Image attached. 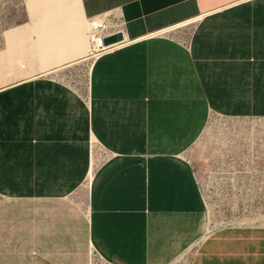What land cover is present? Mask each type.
<instances>
[{"label": "crops", "instance_id": "1", "mask_svg": "<svg viewBox=\"0 0 264 264\" xmlns=\"http://www.w3.org/2000/svg\"><path fill=\"white\" fill-rule=\"evenodd\" d=\"M79 2L85 19L122 20L123 41L91 64L87 99L44 75L0 85V264H90L92 248L111 264L168 263L208 224L191 152L209 115L264 117V0ZM189 264H264V225L212 231Z\"/></svg>", "mask_w": 264, "mask_h": 264}, {"label": "rangeland", "instance_id": "2", "mask_svg": "<svg viewBox=\"0 0 264 264\" xmlns=\"http://www.w3.org/2000/svg\"><path fill=\"white\" fill-rule=\"evenodd\" d=\"M90 63L88 30L79 0H0V85L44 75L85 95ZM252 130L251 143L236 144L223 143L219 136L225 132L217 129L203 135L191 152L209 227L234 228L239 227L233 226L235 221L264 220V137L258 138L264 127ZM97 152L92 145L94 170ZM233 155L246 158L248 173L239 174L241 165L231 161ZM89 185L86 178L83 188ZM196 245L182 249L166 264H189ZM90 264L111 263L92 248Z\"/></svg>", "mask_w": 264, "mask_h": 264}, {"label": "built area", "instance_id": "3", "mask_svg": "<svg viewBox=\"0 0 264 264\" xmlns=\"http://www.w3.org/2000/svg\"><path fill=\"white\" fill-rule=\"evenodd\" d=\"M85 21L89 36V53L91 55V63H90V68H91V64L97 57H99L102 53L112 50L117 44L123 41L122 40L107 45L104 44V39L106 37H109L117 33H121L123 35L122 30L124 28V22L119 19H114L108 14L88 17L85 19ZM90 68H89V72H90ZM89 72H88V76H89ZM87 93H88V88H87ZM87 93L84 96L86 99H87ZM262 127H264V117H257V116L239 117V116H226L218 113H211L207 119L203 135H208V136L212 135L217 131V129H219L221 132H225L224 136H219L220 139H223L222 141L223 143H227V142L236 143V144L241 142L250 143L253 141V139H248L251 138V134L253 135L254 133V130L252 129L262 128ZM247 130L250 131L249 134ZM203 135L202 137H204ZM262 137H264V133L261 132L258 135V138L261 139ZM230 138H232L231 141L229 140ZM245 159H246L245 157L239 155L238 157L233 155L231 159V161L236 160V162L241 165V168L238 170L240 175H243L247 172V166H245V162H246ZM252 159L253 156L251 155L250 161ZM90 258H91V253H90Z\"/></svg>", "mask_w": 264, "mask_h": 264}, {"label": "bare ground", "instance_id": "4", "mask_svg": "<svg viewBox=\"0 0 264 264\" xmlns=\"http://www.w3.org/2000/svg\"><path fill=\"white\" fill-rule=\"evenodd\" d=\"M160 39H161V38H160ZM163 39H164V38H163ZM153 40L155 41V39H153ZM150 42H151V41H150ZM144 43H145V42H144ZM152 43H154V42L152 41ZM143 45H144V44H143ZM143 45H142V46H143ZM148 45H149V44H148ZM157 45H159V44H157ZM169 45H170V44H169ZM149 46H151V45H149ZM154 46H155V45H153V47H154ZM116 47H117V46H116ZM144 47H145V46H144ZM144 47H143V48H144ZM147 47H148V46H147ZM155 48H156L157 50H159L156 46H155ZM171 48H172V46H171ZM151 49H152V48H151ZM175 50H176V49H175ZM175 50H174V51H175ZM176 51H177V50H176ZM168 52L170 53V52H172V51H168ZM128 53H129V52H128ZM106 54H107V53H106ZM129 54H130V53H129ZM159 55H160V54H159ZM175 55H176V53H175ZM177 55H178V54H177ZM169 56H171V55H169ZM181 56H182V55H180V56H178V57H181ZM124 57H125V56H124ZM148 57H149V56H148ZM152 58H153V57H152ZM175 58H176V57H175ZM182 58H183V57H182ZM97 59H98V58H97ZM102 59H103V58H102ZM114 59H115V57H114ZM110 60H111V59H110ZM138 60H139V59H138ZM176 60H178V58H176ZM95 61H96V60H95ZM139 61H140V60H139ZM144 61H145V60H144ZM149 61H150V63H151V61H154V60H149ZM179 61H181V60L179 59ZM111 62H112V61H111ZM111 62H109V63H111ZM182 62H183V61H182ZM182 62H181V63H182ZM98 63H99V62H98ZM98 63H95V64H98ZM109 63H107V64H109ZM114 63H116V62H114ZM99 64H100V63H99ZM153 64H154V63H153ZM155 64H156V63H155ZM160 64H161V63H160ZM163 64H164V63H163ZM100 65L102 66V64H100ZM100 65H97V66L100 67ZM157 65H158V64H157ZM95 66H96V65H95ZM95 66H94V67H95ZM111 66H115V65H114V64H113V65L111 64ZM148 66H150V65H148ZM153 67H154V66H153ZM109 68H110V67H109ZM150 68H151V67H150ZM170 68H171V67H170ZM57 69H58V68H57ZM110 69H111V68H110ZM165 69H166V68H165ZM180 69H181V68H180ZM181 70H182V73H183V69H181ZM181 70H180V73H181ZM92 71H93V70H92ZM48 72H49V71H48ZM153 72H154V71H153ZM147 74H149V73L147 72ZM177 74H178V73H177ZM178 75H180V74H178ZM186 75H187V74H186ZM99 76H100V75H99ZM99 76H98V77H99ZM105 76H106V74H105ZM149 76H151V75H149ZM167 76H168V75H167ZM113 77H116V76H113ZM102 78H103V77H102ZM106 78H107V77H106ZM179 78H180V77H179ZM187 78H188V77H187ZM45 79H46V78H45ZM99 79H100V78H99ZM109 79H110V78H109ZM148 79H150V78H148ZM148 79H147V80H148ZM51 80H53V79H51ZM184 80L186 81V79L183 78L182 82H183ZM100 81H101V80H100ZM103 81H104V80H103ZM103 81H102V82H103ZM150 81H151V79H150ZM185 81H184V82H185ZM105 82H106V81H105ZM151 82H152V81H151ZM149 83H150V82H149ZM97 84H98V83H97ZM102 84H103V83H102ZM186 84H187V83H186ZM98 85H99V84H98ZM104 85H105V84H104ZM107 85H110V84L108 83ZM107 85H105V86L107 87ZM175 85H176V84H175ZM175 85H174V86H175ZM189 85H191V83H190ZM100 86H101V85H100ZM176 86H178V85H176ZM176 86H175V87H176ZM181 86H182V85H181ZM188 87H189V86H188ZM172 88H174V87H171V88H169V89L172 90ZM190 88H191V87H190ZM175 89H177V88H175ZM97 90L99 91V89H97ZM191 90H192V89H191ZM191 90H190V91H191ZM107 91H108V90H107ZM167 91H168V90H167ZM169 91H170V90H169ZM185 92L188 94L187 91H185ZM154 93H155V90H154ZM174 93H175V92H174ZM182 93L184 94V92H182ZM186 93H185V94H186ZM157 94H159V93H157ZM175 94H176V93H175ZM190 94H191V92H190ZM149 95H151V94H149ZM164 95H165V94H164ZM178 95H179V94H178ZM154 96H155V95H154ZM156 96H157V95H156ZM161 96H162V94H161ZM172 96H175V95L172 94ZM182 96H183V95H182ZM182 96H181V97H182ZM168 97H169V96H168ZM170 97H171V96H170ZM181 97H180V98H181ZM185 97H186V96H185ZM153 98H154V97H153ZM177 98H178V97H177ZM187 98H188V96H187ZM187 98H186V99H187ZM191 98H193V97H191ZM151 99H152V98H151ZM181 99H182V98H181ZM100 100H101V99H100ZM152 100H153V99H152ZM108 101H109V100H108ZM157 101H158V100H157ZM173 101H174V100H173ZM179 101H180V99H179ZM101 102H102V101H101ZM151 102H152V101H151ZM151 102H150V103H151ZM158 102H159V101H158ZM161 102H162V101H161ZM188 102H189V104H191L190 101H188ZM88 103H89V102H88ZM103 103H104V102H103ZM107 103H108V102H107ZM162 103H164V102H162ZM165 103H166V102H165ZM167 103H168V102H167ZM176 103H177V102H176ZM180 103H181V101H180ZM180 103H178V105H179ZM185 103H187V102H185ZM185 103H184V104H185ZM91 104H92V103H91ZM104 104H105V103H104ZM112 104H113V103H112ZM184 104H183V106H184ZM187 104H188V103H187ZM189 104H188V106L191 107ZM107 105H108V104H107ZM164 105H165V104H164ZM104 106H106V105H104ZM108 106H109V105H108ZM150 106H151V105H150ZM162 106H163V105H162ZM167 106H168V105H167ZM167 106H166V107H167ZM170 106H171V105H169L168 107H170ZM174 106H175V105H174ZM180 106H182V105L180 104ZM188 106H187V107H188ZM98 107H100V105H99ZM111 107H112V106H111ZM163 107L165 108V106H163ZM175 107H176V106H175ZM175 107H174V108H175ZM100 108H101V107H100ZM100 108H99V110H100ZM105 108H106V110H107V106H106ZM108 108H109V107H108ZM114 108H115V107H114ZM164 108H161V110L163 111ZM176 108H177V107H176ZM102 109H103V106H102ZM112 109H113V108H112ZM151 109H152V108H151ZM156 109H157V108H156ZM178 109L180 110V108H178ZM182 109H183V108H181V110H182ZM103 110H104V109H103ZM108 110H109V109H108ZM181 110H180V112H181ZM109 111H110V110H109ZM109 111H108L107 113H109ZM149 111H150V109H149ZM168 111H169V110H168ZM174 111H175V110H174ZM183 111H184V110H183ZM100 112H101V111H99V113H100ZM104 112H105V110H104ZM113 112H114V110H113ZM115 112H117V111H115ZM118 112H120V111H118ZM118 112H117V113H118ZM154 112H155V111H153V114H154ZM157 112H159V111L157 110ZM165 112H167V111H165ZM169 112H170V111H169ZM180 112H179V114H178L179 117H180V114H183V113H180ZM163 113H164V111H163ZM174 113H176V111H175ZM112 114H113V113H112ZM127 114H128V113H127ZM131 114H132V113H131ZM159 114H160V113H159ZM165 114L167 115V117L169 116L167 113H165ZM165 114H164V115H165ZM118 115H119V114H118ZM118 115L116 114V116H118ZM132 115H133V114H132ZM149 115H151V114H149ZM160 115H161V114H160ZM185 115H186V114H185ZM191 115H192V114H191ZM193 115H194V114H193ZM99 116H100V115H99ZM106 116H107V115H106ZM112 116H113V115H112ZM114 116H115V115H114ZM129 116H130V114H129ZM133 116H134V115H133ZM154 116H156V115H154ZM173 116H174V115H173ZM134 117H135V116H134ZM157 117H158V116H157ZM160 117H161V116H160ZM160 117H158V118H159L158 120H160ZM164 117L166 118V116H163V115H162V118H161V119H163ZM179 117H178V118H179ZM194 117H195V116H193V118H194ZM196 117H197V116H196ZM152 118H153V117H152ZM178 118H176V120H177ZM204 118H205V117H204ZM99 119H101V118H99ZM99 119H98V120H99ZM102 119H104V117H103ZM130 119H132V117H131ZM133 119L136 120L135 118H133ZM155 119H156V117H155ZM166 119H167V118H166ZM166 119H164L165 122H166ZM180 119H181V118H180ZM180 119H178V121H180ZM106 120H107V118H106ZM114 120H115V118H114ZM117 120H118V119H117ZM134 120H133V121H134ZM150 120H151V119H150ZM182 120H183V119H182ZM182 120H181V123L183 122ZM184 120H185V119H184ZM186 120H188V117L186 118ZM205 120H206V119H205ZM101 121H103V120H100V122H101ZM112 121H113V119H112ZM123 121H125V120H123ZM131 121H132V120H131ZM136 121H137V120H136ZM136 121H135V122H136ZM114 122H116V120H115ZM114 122H113V123H114ZM118 122H119V121H118ZM128 122H129V119H128ZM157 122H158V121H157ZM162 122H164V121H162ZM167 122H168V121H167ZM203 122H204V120H203ZM205 122H206V121H205ZM107 123H108V120H107ZM107 123H106V124H107ZM110 123H111V122H110ZM125 123L128 124L127 122H125ZM125 123L122 122V124H124V126H125ZM132 123H133V122H132ZM169 123H170V122H169ZM169 123H168V125H169ZM173 123H174V122H173ZM190 123H191V122H190ZM195 123H196V121H195ZM104 124H105V123H104ZM118 124H119V123H116V126H117ZM129 124H130V123H129ZM133 124H134V123H133ZM150 124H153V123H150ZM158 124H160V123H158ZM185 124H187V122H186ZM192 124H193V123H191L190 126H191ZM202 124H203V123H202ZM139 125H140V124H139ZM161 125H163V124H161ZM161 125H159V128H160ZM106 126H107V125H106ZM134 126H135V125H134ZM134 126H133V127H134ZM151 126H152V125H151ZM157 126H158V125H157ZM169 126H170V125H169ZM177 126H178L177 129H178L179 126H180V124L177 125ZM185 126H186V125H184V127H183L184 129H183V130H185ZM203 126H204V125H203ZM118 127H119V126H117L116 128L118 129ZM149 127H150V126H149ZM153 127H154V126H153ZM101 128H102V127H101ZM106 128H107V127H106ZM113 128H114V127H111V129H113ZM123 128H124V129H125V128L127 129L128 127L125 126V127H123ZM139 128H140V126H139ZM162 128H163V127H162ZM168 128H169V127H168ZM107 129H109V128H107ZM121 129H122V128H121ZM134 129H135V128H134ZM134 129H132V130H134ZM143 129H144V128H143ZM156 129H157V128H156ZM170 129H171V128H170ZM172 129H173V128H172ZM177 129H176V130H177ZM115 130H116V129H115ZM115 130H114V131H115ZM118 130H119V129H118ZM137 130H141V129H137ZM137 130H136V131H137ZM153 130H154V129H153ZM173 130H174V129H173ZM179 130H180V129H179ZM189 130H190V129H189ZM129 131H130V130H129ZM144 131H145V130H144ZM144 131L142 130V133H143ZM149 131H150V130H149ZM168 131H170V130H168ZM171 131H172V130H171ZM190 131H191V130H190ZM116 132H117V130H116ZM133 132H134V131H133ZM156 132L158 133V129H157ZM156 132H154V133H156ZM184 132H185V131H184ZM118 133H119V132H117L116 134H118ZM136 133H138V132H136ZM189 133H190V132H189ZM122 134H123V133H122ZM126 134H127V133H126ZM140 134H141V133H140ZM158 134H159V133H158ZM167 134H168V133H167ZM176 134H178V133H176ZM183 134H184V133H183ZM187 134H188V133H187ZM114 135H115V134H114ZM129 135H130V132H129ZM137 135L140 136L139 133H138ZM143 135H144V134H143ZM165 135H166V134H165ZM119 136H121V135L119 134ZM126 136H127V138L129 137L128 135H125L124 137H121V138H118V139H123V138H125ZM138 136H137V137H138ZM153 136H156V135H154V134L152 135V134H151V137H153ZM159 136H160V135H159ZM159 136L157 135V136H156V139H157V137H158L159 140H162V137H161V139H160ZM163 136H164V135H163ZM168 136H169V135H168ZM181 136H182V135H181ZM186 136H187V135H186ZM141 137L144 138V136H142V135H141ZM147 137H148V136H147ZM149 137H150V136H149ZM166 137H167V136H166ZM175 137H176V136H175ZM183 137H184V136H183ZM127 138H126V139H127ZM134 138H136V137H134ZM134 138H133V139H134ZM180 138H182V137H180ZM93 139H94V136H93ZM129 139H130V138H129ZM136 139H137V138H136ZM151 139H152V138H151ZM134 140H135V139H134ZM144 140H145V139H144ZM144 140H143V141H144ZM154 140H155V139H154ZM159 140H158V143H159V142L161 143V141H159ZM194 140H195V139H194ZM143 141H141V142H143ZM155 141H156V140H155ZM116 142H117V141H116ZM130 142H131V141H130ZM130 142L128 143L129 145H130ZM134 142H135V141H134ZM136 142H137V140H136ZM131 143H132V142H131ZM153 143H154V142H152V144H153ZM160 143H159V145H160ZM172 143H173V141H172ZM250 143H251V142H250ZM154 144H155V143H154ZM137 145L139 146L138 143H137ZM137 145L135 144V146H137ZM141 145L143 146L144 144L141 143ZM159 145H157V146H159ZM167 145H168V143L166 144V147H167ZM121 146H122V145H121ZM138 146H137V147H138ZM144 146H145V145H144ZM151 146H152V145H151ZM151 146H150V147H151ZM261 146H262V145H261ZM122 147H123V146H122ZM122 147H121V148H122ZM131 147H132V146H131ZM133 147H134V146H133ZM133 147H132V149H134ZM148 147H149V145H148ZM148 147H147V148H148ZM150 147H149V148H150ZM152 147H153V146H152ZM142 148H143V147H142ZM149 148H148V149H149ZM132 149H131V150H132ZM155 149H156V148H155ZM123 150H126V149H123ZM127 150H128V149H127ZM149 150H150V149H149ZM151 150H152V149H151ZM156 150H157V149H156ZM134 151H135V150H134ZM136 151L138 152V148H137ZM139 151H142V150L140 149ZM143 151H145V149H144ZM166 151H167V150H166ZM127 152H128V151H127ZM137 152H136V153H137ZM148 152H149V151H148ZM115 153H117V152H115ZM122 153H123V152H122ZM134 153H135V152H133V154H134ZM139 153H140V152H139ZM142 153H144V152H142ZM142 153H141V154H142ZM118 154H119V152H118ZM128 154H129V152H128ZM150 154H151V153H150ZM130 155H131V154H130ZM137 155H140V154H137ZM146 155H147V154H146ZM151 155H152V154H151ZM157 155H158V154H157ZM169 155H170V154H169ZM174 155H175V154H174ZM175 156H176V155H175ZM179 157H182V156H179ZM93 158H94V157H93ZM93 158H92V159H93ZM183 159H184V156H183ZM185 159H186V158H185ZM186 162H187V161H186ZM93 173H94V168H93V160H92V161H91V167H90V170H89V172H88V174H87V177H86L87 179H89L90 182L92 181ZM231 177H232V176H231ZM233 177H234V176H233ZM231 179H232V178H231ZM8 199H9V198H8ZM50 199H51V198H49V199H47V200H50ZM18 200H19V199H17V201H18ZM23 200H24V199H23ZM34 200H35V199H34ZM38 200H39V199H38ZM54 200H55V199H54ZM58 200H59V199H58ZM58 200H57V201H58ZM29 201H30V200H29ZM44 201H46V200H44ZM57 201H56V202H57ZM62 201H63V200H62ZM52 202H54V201H52ZM64 202H65V201H64ZM8 203H9V202H7V204H8ZM66 203H67V202H66ZM9 204H10V203H9ZM51 204H52V203H51ZM56 204H58V203H56ZM56 204H55V205H56ZM64 204H65V203H64ZM68 204H69V203H68ZM35 205H36V204H35ZM35 205H34V206H35ZM12 206H13V205H12ZM53 206H54V205H53ZM10 207H11V205H10ZM73 207H74V206H73ZM204 207H205V208H204V217H203V220L206 219V221L208 222V220H207V218H208V208H207V205H206V204H205ZM28 208H29V206H28ZM33 208H34V207H33ZM35 208H36V207H35ZM41 208H42V207H41ZM29 209H30V208H29ZM31 209H32V208H31ZM5 210H6V209H5ZM10 210H11V209H10ZM35 210H36V209H35ZM57 210H59V208H58ZM28 211L30 212V210H28ZM28 211H27V212H28ZM0 212H1V211H0ZM2 212H3V211H2ZM33 213H34V212H33ZM2 214H3V213H1V215H2ZM28 215H29V213H28ZM35 215H36V214H35ZM82 215H83V214H82ZM47 216H48V215H47ZM33 217H34V216H33ZM28 218H29V216H28ZM35 219H36V218H35ZM188 219H193V218H192V217H189ZM85 221H87V220H85ZM20 222H21V221H20ZM183 222H185V221H183ZM17 223H18V221H17ZM188 223H194V222H190V221H188ZM4 224H5V223H4ZM12 224H13V223H12ZM47 224H48V223H47ZM230 224H231V223H229V224L226 225V226L229 227ZM232 224H233V226H234V225L240 226V225H245V224H248V225H250V226H254V225H257V224L264 225V220H261V219H260V220L250 219V221H247V222H246V221H243V220H240V221H235V223H232ZM14 225H16V223H15ZM19 225H20V224H19ZM34 225H35V223H34ZM171 225H173V223L166 222V223L162 226V228H163V231H162V232L164 233V229H165V230H168V226H171ZM48 226H49V225H48ZM48 226H47V227H48ZM8 227H9V225H8ZM10 227H11V226H10ZM222 227H223V226H222ZM36 228H37V227H36ZM51 228H52V227H51ZM217 228H218V227H217L216 225H215V227H209V225L207 224V227H206L204 230H201V231L198 233V235H197L196 237H193V238H192L191 242L187 245V248H189L190 246H192L194 243L198 244L201 240H203L207 235H209L212 231L216 230ZM12 229H13V227H12ZM40 229H41V228H40ZM171 229H172V227H171ZM28 230H30V229H28ZM33 230H34V229H33ZM41 230H42V229H41ZM41 230H39V232L42 234V231H41ZM44 230H46V229H43V231H44ZM64 230H65V229H63V232H65ZM66 230H67V229H66ZM88 230H89V229H88ZM34 231H36V230H34ZM51 231H52V230H51ZM59 231H60V230H59ZM21 232H23V231H21ZM44 232H45V231H44ZM49 232H50V231H49ZM54 232L57 233L58 231L56 230V231H54ZM70 232H71V231H69V234H70ZM8 233H9V232H8ZM23 233H24V232H23ZM46 233H48V232L46 231ZM59 233H60V232H59ZM59 233H58V234H59ZM66 233H68V232L66 231ZM43 234H44V233H43ZM51 234H52V232H51ZM53 234H54V233H53ZM18 235H19V234H17V236H18ZM20 235H21V234H20ZM34 235H35V234H34ZM45 235H46V234H45ZM25 236H26V234H25ZM43 236H44V235H43ZM52 236H53V235H52ZM69 236H70V235H69ZM11 237H12V233H11ZM37 237H38V234H37ZM46 237H48V235H46ZM70 237H71V236H70ZM88 237H89V236H88ZM166 237H167V236H166ZM9 238H10V237H9ZM29 238H30V237H29ZM29 238H26L27 241H30ZM40 238L42 239V237H40ZM40 238H39V239H40ZM55 238H56V237H55ZM72 238H73V237H72ZM72 238H71V239H72ZM10 239H12V238H10ZM69 240H70V238H69ZM73 240H74V238H73ZM197 240H198V241H197ZM13 241H14V240H13ZM15 242H16V241H14V244H15ZM38 242H39V241H38ZM32 243H33V242H32ZM36 243H37V242H36ZM88 243H89V242H88ZM14 244H13V245H14ZM71 244H72V243H71ZM74 244H76V243H74ZM77 244H78V243H77ZM77 244H76V245H77ZM13 245H12V246H13ZM160 245H161V244H160ZM160 245H159V246H160ZM10 246H11V245H10ZM69 246H70V245H69ZM88 246H89V245H88ZM162 246L165 247V243H163ZM36 247H37V246H36ZM76 247H77V246H76ZM92 247H93V246H92ZM149 247H150V249H149L148 252H150L152 246L150 245ZM13 248H14V247H13ZM77 248H78V247H77ZM77 248H76V249H77ZM76 249H74V250H76ZM8 251H9V250H8ZM78 252H79V251H78ZM80 252H82V251H80ZM86 252H87V251H86ZM9 253H10V252H9ZM44 253H45V252H44ZM74 253H75V252H74ZM37 254H38V253H37ZM42 254H43V253H42ZM57 254H59V253H57ZM69 254H70V253H69ZM72 254H73V253H72ZM11 255H12V254H11ZM80 255H81V254H80ZM87 255H88V254H87ZM34 256H35V255H34ZM75 256H76V254H75ZM36 257H37V256H36ZM36 257H35V258H36ZM77 257H78V256H77ZM41 258H42V256H41ZM76 259H77V258H76ZM86 259H88V258H86ZM3 260H4V259H3ZM7 260H8V259H7ZM38 260H39V259H38ZM77 260H78V259H77ZM77 260H75V263H78ZM1 261H2V259H1ZM7 262H8V261H7ZM7 262H6V263H7ZM19 262H20V261H19ZM38 262H39V261H38ZM40 262H41V260H40ZM70 262H71V261H70ZM14 263H15V262H14ZM21 263H22V262H20V264H21ZM3 264H4V263H3ZM7 264H8V263H7ZM22 264H23V263H22ZM26 264H27V263H26ZM35 264H36V263H35ZM43 264H44V263H43ZM71 264H72V263H71ZM73 264H74V263H73ZM79 264H80V263H79ZM156 264H166V263H163V262L160 263V262H159V263H156Z\"/></svg>", "mask_w": 264, "mask_h": 264}, {"label": "water", "instance_id": "5", "mask_svg": "<svg viewBox=\"0 0 264 264\" xmlns=\"http://www.w3.org/2000/svg\"><path fill=\"white\" fill-rule=\"evenodd\" d=\"M123 40V35L121 33H117L114 35H111L109 37H106L104 39V44H112Z\"/></svg>", "mask_w": 264, "mask_h": 264}]
</instances>
